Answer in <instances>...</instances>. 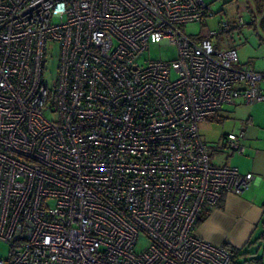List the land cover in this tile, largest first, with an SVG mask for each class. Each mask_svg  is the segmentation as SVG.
Returning <instances> with one entry per match:
<instances>
[{
    "label": "built area",
    "instance_id": "2783aa9c",
    "mask_svg": "<svg viewBox=\"0 0 264 264\" xmlns=\"http://www.w3.org/2000/svg\"><path fill=\"white\" fill-rule=\"evenodd\" d=\"M211 15L204 0H0V264H232L196 222L254 176L211 163L199 127L264 102V72L213 46L227 21L186 32ZM151 38L175 56L140 64ZM221 145L243 155L244 131Z\"/></svg>",
    "mask_w": 264,
    "mask_h": 264
},
{
    "label": "rangeland",
    "instance_id": "374dc122",
    "mask_svg": "<svg viewBox=\"0 0 264 264\" xmlns=\"http://www.w3.org/2000/svg\"><path fill=\"white\" fill-rule=\"evenodd\" d=\"M204 1L209 5L212 15L207 16L201 23L187 25L185 27L186 32L204 35L208 29L217 31L219 23L227 21L230 26L229 31L212 37L213 46L220 50L234 48L238 53L240 64H250L255 70L264 72V42L259 39L258 31L249 25L252 18L244 6L245 0ZM239 16L243 17L244 24L242 25L238 22ZM58 51L57 43L47 44L42 80L48 87L52 85L56 77ZM175 54L176 48L174 46L151 38L148 49L139 57L138 62L142 64L148 59H172ZM246 108H242L243 112ZM236 112L239 111H235L234 107L224 105L218 115L200 124L199 131L202 139L213 149L210 156V161L213 164H223L225 162L223 155L231 154L230 150L225 147L223 150L220 149L224 136L233 130L238 123ZM228 157L231 158L232 155ZM227 163L232 165L231 162ZM49 204L53 205V202ZM146 244L147 238L141 234L135 250L140 251ZM235 249L239 252L237 260L241 264H264V218L254 227L245 244ZM8 256L9 246L0 242V257L7 259Z\"/></svg>",
    "mask_w": 264,
    "mask_h": 264
},
{
    "label": "crops",
    "instance_id": "0c3cea01",
    "mask_svg": "<svg viewBox=\"0 0 264 264\" xmlns=\"http://www.w3.org/2000/svg\"><path fill=\"white\" fill-rule=\"evenodd\" d=\"M250 5V0L244 5L248 7L249 13L252 9ZM250 15V22L256 24L259 16ZM258 85L264 89V81ZM244 107L247 108L243 112ZM234 108L239 111L236 112L238 123L230 132L244 131L246 150L243 155H233L232 152L224 154L225 162L217 165L232 166L243 173H252L254 179L242 195L225 194L217 205L206 208L204 211L208 210V213L197 225L196 235L215 245L228 244L240 248L264 218V102L241 104ZM220 150H223L222 145ZM229 155H232V161Z\"/></svg>",
    "mask_w": 264,
    "mask_h": 264
},
{
    "label": "trees",
    "instance_id": "16d2710c",
    "mask_svg": "<svg viewBox=\"0 0 264 264\" xmlns=\"http://www.w3.org/2000/svg\"><path fill=\"white\" fill-rule=\"evenodd\" d=\"M250 3H251L250 7L252 6V9L250 10V14L252 13L253 16H259V20L256 24L253 21H251L249 25L252 26L254 30L258 31L259 39L262 42H264V0H250ZM213 117L214 116H212L211 118ZM207 213L208 210L207 212L206 211L202 212V214L200 215V217L196 222L197 225L203 221ZM224 246L227 247L232 253V264H241L237 260V256L239 254V252H237L238 250H236L235 248L231 247L228 244H224Z\"/></svg>",
    "mask_w": 264,
    "mask_h": 264
}]
</instances>
